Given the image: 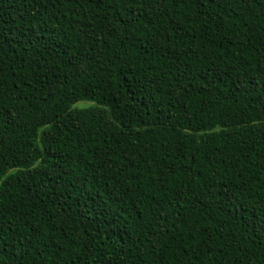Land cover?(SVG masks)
Segmentation results:
<instances>
[{
    "label": "trees",
    "instance_id": "16d2710c",
    "mask_svg": "<svg viewBox=\"0 0 264 264\" xmlns=\"http://www.w3.org/2000/svg\"><path fill=\"white\" fill-rule=\"evenodd\" d=\"M0 264H264V0H0Z\"/></svg>",
    "mask_w": 264,
    "mask_h": 264
},
{
    "label": "rangeland",
    "instance_id": "374dc122",
    "mask_svg": "<svg viewBox=\"0 0 264 264\" xmlns=\"http://www.w3.org/2000/svg\"><path fill=\"white\" fill-rule=\"evenodd\" d=\"M95 105L92 104V103H88V102H82V103H79L77 105H75L74 107L76 109H87V108H91V107H94Z\"/></svg>",
    "mask_w": 264,
    "mask_h": 264
}]
</instances>
